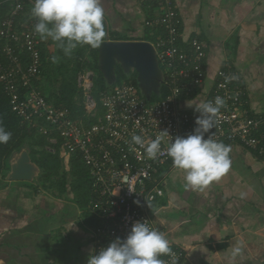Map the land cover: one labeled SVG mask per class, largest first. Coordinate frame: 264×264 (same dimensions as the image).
<instances>
[{"label": "built area", "instance_id": "built-area-1", "mask_svg": "<svg viewBox=\"0 0 264 264\" xmlns=\"http://www.w3.org/2000/svg\"><path fill=\"white\" fill-rule=\"evenodd\" d=\"M143 1L147 4L143 24L149 30L148 42L162 72L158 100L146 99L129 80L100 92L96 101L92 95L95 72L85 66L75 75L84 111L74 119L68 108L49 101L38 83L44 61L41 38L34 31L36 18L26 10V5L33 6L34 0H0V4L9 6L8 13L0 19L3 92L21 124L47 136L50 143H56V137H60L67 160L78 156L86 168L87 211L99 221L90 230L93 252L117 237L125 238L136 221L145 220L156 229L149 204L162 198V180L175 168L167 154L168 143L171 138L174 141L176 136L192 133L199 115L195 107L184 109L180 102L205 86L204 44L197 38L181 41L180 18L173 0ZM19 16L22 20L18 23ZM216 96L222 97L225 104L216 126L205 138L211 135L227 146L237 143L262 154L264 113L251 114L244 89L229 65L218 70L202 103L214 101ZM134 134L146 143L156 136L162 137L161 152L155 159H149L144 149L132 142ZM47 148L54 152L50 146ZM170 248L171 255L159 258L165 264H172L175 258L176 264L182 258V251Z\"/></svg>", "mask_w": 264, "mask_h": 264}, {"label": "crops", "instance_id": "crops-1", "mask_svg": "<svg viewBox=\"0 0 264 264\" xmlns=\"http://www.w3.org/2000/svg\"><path fill=\"white\" fill-rule=\"evenodd\" d=\"M173 3L181 41L197 38L205 48V86L180 106L191 110L201 104L218 70L229 65L251 114L264 113V0ZM101 5L105 40H150L143 24L145 1L101 0ZM32 7L27 4L26 10L31 13ZM229 147L231 167L219 180L186 189L185 173L175 167L162 180V198L149 204L156 229L170 247L182 251L176 264H264V151L258 154L237 143ZM87 206L88 199L83 205L68 186L60 194L35 180L0 176V261L87 264L94 251L90 230L99 222ZM236 248L240 251L233 254Z\"/></svg>", "mask_w": 264, "mask_h": 264}, {"label": "clouds", "instance_id": "clouds-1", "mask_svg": "<svg viewBox=\"0 0 264 264\" xmlns=\"http://www.w3.org/2000/svg\"><path fill=\"white\" fill-rule=\"evenodd\" d=\"M31 15L37 20L34 31L42 40L50 38L56 42L65 55H70L78 45L99 48L106 38L101 0H34ZM51 60L57 62L55 56ZM224 104L225 100L220 96H216L214 101L195 104L194 111L199 115L193 132L187 136H176L174 141L171 138L168 143L167 154L174 166L184 171L186 189L208 186L231 167L230 147L212 139L211 135L205 138V134L216 126ZM192 105L188 103L189 107ZM11 135L0 126V144L8 143ZM131 139L144 149L149 159H155L161 152V136L147 143L140 135L134 134ZM239 251L236 248L233 254ZM171 254L165 234L143 220L136 221L125 238L117 237L98 252L90 253L87 264H165L159 257ZM172 264H175V258Z\"/></svg>", "mask_w": 264, "mask_h": 264}, {"label": "trees", "instance_id": "trees-1", "mask_svg": "<svg viewBox=\"0 0 264 264\" xmlns=\"http://www.w3.org/2000/svg\"><path fill=\"white\" fill-rule=\"evenodd\" d=\"M8 3L0 4V19H2L8 13ZM105 25V24H104ZM106 31V29H105ZM2 44L3 41L0 40ZM41 48V47H40ZM97 49L92 48V56L97 61ZM42 52V50H41ZM81 50L76 52V64L71 70V79L63 78L59 84L57 90L47 94V99L51 101L55 106H63L70 110L71 116L77 119L83 114V106L81 103L82 92L75 84V75L83 67H91L95 72V78L93 82L92 95L95 100H98L99 94L102 91L112 90L121 82L132 81L136 83V73L129 72L124 73L120 65H117L114 70L115 81L113 84H108L103 78L102 74L98 70L97 63L92 65L85 62L83 64L81 60ZM43 55V54H42ZM80 56V57H79ZM77 57V58H76ZM78 59V60H77ZM164 94H162L163 96ZM52 98V100L50 99ZM152 100H158L157 96H153ZM0 126H3L5 130L11 132V139L6 144H0V173L8 169L7 160L14 153L19 151L23 147H27L31 160L35 162L40 168L41 172L38 176L39 180L44 182L50 180L53 176H58L56 180V189L60 194L64 193L68 186L72 193L77 198V201L83 205L87 203L89 193V176L86 168L80 162L78 156H73L69 160L70 169L67 174H58L60 168V159L58 153L61 151L63 145L62 139L58 137L56 143H50L47 136L36 133L32 128L25 124H21L15 114L12 112L8 98L3 92L2 85L0 83ZM44 147L42 150H36L37 147ZM46 146V148H45ZM54 149L51 152L47 147ZM5 177V174H2ZM71 178V180H68ZM44 185V184H43ZM95 225V223H93ZM98 224V222H97Z\"/></svg>", "mask_w": 264, "mask_h": 264}, {"label": "water", "instance_id": "water-1", "mask_svg": "<svg viewBox=\"0 0 264 264\" xmlns=\"http://www.w3.org/2000/svg\"><path fill=\"white\" fill-rule=\"evenodd\" d=\"M98 70L108 84L115 81L114 70L120 65L124 73L134 71L141 94L150 99L158 96L162 72L151 44L147 41L104 40L97 49ZM7 181H33L40 175V168L31 160L27 147L14 152L8 161Z\"/></svg>", "mask_w": 264, "mask_h": 264}, {"label": "rangeland", "instance_id": "rangeland-1", "mask_svg": "<svg viewBox=\"0 0 264 264\" xmlns=\"http://www.w3.org/2000/svg\"><path fill=\"white\" fill-rule=\"evenodd\" d=\"M41 50L43 54V69L39 76L38 83L41 87V89L45 92V94H49V97L51 96V93L55 90H57L59 84L61 83L62 79H71V70L76 64V52H81V62L85 64L87 62L88 64L92 65L94 63H98V60L96 61L92 56V48L88 45H78L75 49L72 50L70 55H65L63 50L58 47L57 43L52 41L50 38L47 40L41 39ZM55 56L57 58V62L53 63L51 58ZM80 57V56H79ZM77 58V57H76ZM87 59V60H85ZM78 60V59H77ZM63 77V78H62ZM95 98H97L95 96ZM52 100V98H50ZM44 147H37L36 150H42ZM46 148V146H45ZM62 150L58 153L59 159H60V168L58 174L65 173L67 174L70 165L67 158L62 155ZM8 161V160H7ZM8 164V163H7ZM9 169V166H8ZM7 170H4L0 173V176L2 174H5ZM58 179V176H53L50 180L44 182L43 180H39V178H35L34 180L40 184L43 185L49 189L56 191V180ZM68 180H71L69 178Z\"/></svg>", "mask_w": 264, "mask_h": 264}]
</instances>
